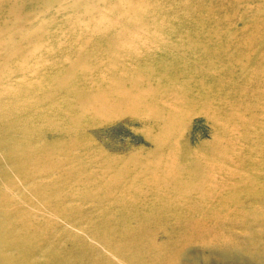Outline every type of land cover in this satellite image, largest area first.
<instances>
[{
	"label": "bare ground",
	"instance_id": "bare-ground-1",
	"mask_svg": "<svg viewBox=\"0 0 264 264\" xmlns=\"http://www.w3.org/2000/svg\"><path fill=\"white\" fill-rule=\"evenodd\" d=\"M14 1L16 0H0V38L5 39L0 41V49L9 52L10 60L19 58L23 62L20 66H15V70L7 77L0 79V264H45V261L52 259L53 264H57L60 259L59 227L63 223V235L67 237V234L71 236L76 232L74 241H83L82 246L92 254V264H183L175 255H179L182 248L179 246L181 239L166 238L162 242L156 241L160 230L169 225L165 221L167 217L174 218L181 227L180 230L188 228L187 221L190 220L191 223V218L183 220L178 217L177 221L170 215L173 213H192L205 227L217 223V228L213 230L225 234V239L222 236L215 243L207 240L204 235L210 234V227L207 231L197 233L195 242H209L199 244L204 251L203 255L214 254L229 264H264V91L259 86L253 87L244 77L237 75L236 71H231L233 66H215V61L221 55L211 52L215 47L209 41L210 36L206 44L202 45L198 37L183 35L177 24L166 25L161 15H151L150 20H154L152 22L156 28L153 27L155 31L150 36H146V32L142 33L139 29L141 35L135 29L137 35L129 34L130 28L125 22L122 23L125 27L119 22L121 29L115 30V24V31L109 33V27L107 30L103 29L96 22L91 31L92 36H89L91 34L88 31L80 33L79 37L87 40L89 36L91 41L98 39L101 42L99 48L83 45L82 47L89 46L88 51L73 48L63 50L58 44L59 35L54 27L47 23L41 24L42 21L32 22L30 15L25 14L26 11L21 12L15 7ZM29 1L22 0L26 6ZM81 1L85 0H79V3ZM135 1L139 3V7L145 4L144 0ZM149 1L146 0V3ZM172 1L164 0L170 4ZM116 2L106 0L105 4L112 10H120V2ZM129 3L133 6L128 2L127 10L132 7ZM137 5V9H134L136 12L140 10ZM125 10L124 8V12ZM62 14L64 15L63 12ZM146 17L139 13V17L136 19L135 16L132 20H140V26H149L145 21ZM125 20L127 23V19ZM100 22L105 21L101 19ZM131 24L134 28L133 23ZM195 24H198L196 20ZM174 36L178 38L175 39ZM40 44L41 47H38ZM22 45L25 46L24 49ZM104 48H109L110 51H107L106 56L100 54V58L117 65L123 74L119 72L118 76L112 71L114 75H110L109 79L106 75L101 79H94L92 86L97 87L96 89L89 88V85L84 88L74 84L71 80L76 75L80 80L89 78V75L85 77V71L79 65L90 63V54H99ZM33 52L38 53L37 64L32 61ZM73 56L75 59H72ZM120 56H127L130 61L123 60ZM143 59L149 62V69L145 67ZM97 62L100 64L98 60ZM49 69L55 75L45 76L44 72ZM127 70L134 74L128 77L125 74ZM197 81L215 87L216 108H213V103L201 87L199 92L204 95V100L197 103L201 105H197L196 99L191 97L193 83ZM142 95L146 100L131 99L132 96ZM72 98L74 101L78 98V101L73 103L70 101ZM194 104L197 110L195 107L190 111L180 110ZM150 107L153 111L147 115L146 110ZM82 108H88L91 111H86L89 115H72L79 114ZM99 108L111 111L106 113L107 118L128 115L138 127L146 128L149 125L148 129L152 130L148 133L155 140L157 151L163 150L165 144V141L162 144L157 139V127L159 133L164 132L171 138V142L167 144L169 156L163 159H168L173 154L175 161L180 164L173 170L166 171L161 182L148 176L147 179L150 178L156 186L151 191L150 198L145 186L141 184L135 192L124 185L122 190L125 195L123 192L120 195L115 194L120 192L118 186L129 175L136 183L145 178L143 170L129 168L134 163L144 165L146 161L142 159L134 158L133 164H125L124 175L114 181L110 180L104 187L103 193L109 192L110 197L100 194L101 191L94 193V184L91 188L64 185L61 179L64 174L61 170L69 169L67 166L75 160L71 150L64 152L62 158L56 162L49 161L40 170L32 171L28 166L30 159L39 154L29 150L28 144L42 141L32 136L34 129L39 128L44 136H52V140H56L54 134L57 139L70 135L67 139L71 140L72 146H82L83 141L86 149L93 140H83L89 137L83 133L81 126L87 122L94 123L97 113L101 114ZM192 109L202 113L216 127L215 145L201 144L185 149L187 142L191 141L184 138V134L176 136L178 131L175 129H178L176 126L179 123H183L184 127L181 133L191 126ZM101 120L106 121L101 118L96 122ZM155 120L161 122L152 125ZM181 138L187 141L185 150L179 146ZM106 157L109 158L108 155ZM111 159L112 162H108L110 167L124 161L116 156ZM14 175L21 180H29L28 183L32 185L27 186V182H13ZM67 176L75 175L69 172ZM37 178L51 179L50 183L32 182ZM87 178L88 181L92 179L91 176L80 177L81 181L76 182L86 181ZM21 188L25 192H31L32 196H21ZM47 191L51 195L49 203L45 201ZM136 193L139 197L130 199ZM117 207L122 212L116 214L118 211L113 210ZM44 211H49L52 218L45 216ZM95 219L97 220L94 222ZM208 220L211 221L208 223ZM80 233L88 238L91 236L97 246L88 243L85 236L79 237ZM45 246L53 253L47 251L45 256ZM197 256L192 252L185 255L186 260L188 259L186 263L199 264L195 259ZM212 263V258L207 257L205 264Z\"/></svg>",
	"mask_w": 264,
	"mask_h": 264
},
{
	"label": "rangeland",
	"instance_id": "rangeland-1",
	"mask_svg": "<svg viewBox=\"0 0 264 264\" xmlns=\"http://www.w3.org/2000/svg\"><path fill=\"white\" fill-rule=\"evenodd\" d=\"M58 1L59 0H30L28 5L26 6L24 2H22V0H16L14 1V5L16 8L20 9L21 12L26 11L25 14L30 15L29 19L32 22L42 21L41 24L44 23L46 25L47 23L50 24L51 27H54L56 33L59 35L58 44L60 45L61 49L63 48V50H65L66 48L67 49L73 48L75 50L78 49L79 51L80 50L88 51L89 46L91 47L94 46L95 48H99L101 42L98 39H92L91 41V38L89 37L92 36L91 31L92 29H94L96 22L100 23L103 26V29L107 30L109 27V29L107 30L109 33L119 29L122 25H124L122 23L125 22L126 26L127 27L129 26L130 28L129 34L133 33L132 35H137L135 32V30H137L138 35H141L142 33L146 32L144 34L146 36H150V34H153L155 31V29H153L155 25L152 22L154 20H150L152 17L151 15L152 14L161 15L162 20L166 25H168V23H171V25L177 24L179 27V31L183 32V35L186 36V34H188L190 37L193 38L198 37V40L199 39L201 40V42L200 40L199 42L202 45L206 44L208 36H210L209 41L215 47V49L212 50L211 52H216L221 55V58L215 61V66L218 65L233 66L234 68L231 71H236L237 75L240 74V76L244 77L249 83L253 85V87L259 86L258 88L261 89V91H264V0H173L171 4L164 2V0H161V2L160 0H154V1L150 0L149 3L147 4L146 0L144 1L142 0L143 2H145V4L141 5L140 7H139V3H136V1L134 2V0L132 1L126 0L127 2L123 0L125 5L120 0H117V2L116 0H113L116 3H118V1L120 2L118 3L122 8V9L120 8V10H118L119 8L118 9L114 8L115 10L114 9L112 10V8L110 9V7L106 6L107 4H105L106 0H87V1L85 0V1H81V3H79V0L78 1L62 0L64 3L66 2L65 4L61 1L59 2ZM128 2H131L133 6L135 4L136 5L138 4L137 5L139 7L138 9L140 10L142 9L141 10L142 12L140 10L136 12L135 11L137 9L136 5L133 7L130 3L129 5L132 6L133 8L129 6L130 10H127ZM83 3L87 6H85ZM150 3L152 6H150ZM57 4L59 7L57 6ZM76 4L77 6L75 7ZM146 4L147 7H145ZM52 6L55 7L51 8ZM123 6L126 9L125 10L126 13L124 12ZM87 7L94 9L88 10ZM144 9L145 11L143 12ZM59 10L62 11L64 15L62 14V12H59ZM127 12H129L130 14L128 15ZM131 12L133 15L131 14ZM135 13H138V15H135ZM139 13L143 14L144 16H147L145 21L148 22L149 26L143 25L144 26L143 27L141 25L142 26L141 27L140 25H138L140 20L137 21L136 19L137 17H139ZM43 15H45V18ZM132 16L133 17L136 16V19L134 21L132 20L134 19ZM124 18L127 19L128 24L126 23V20ZM101 19H103V21L105 22L101 23L100 22ZM130 19H131V23H133L134 25V28H132L133 26H131L132 24L130 23ZM194 19L198 22V24H195ZM109 21H110V25H109ZM200 21H203V23H200ZM119 22H121L122 25ZM204 23H206V26H204ZM115 24H117L118 26ZM114 25L116 29L114 28ZM122 27H125V25ZM18 28H20V26ZM145 28L149 30V32H147ZM154 28H156V26ZM217 28H219V30ZM138 29L142 30L141 34L140 32H138L139 31ZM88 31L91 35L88 36L87 40L79 37L80 33L82 32L86 33ZM173 38L177 39L178 37L174 36ZM4 40L5 39L0 38V41H4ZM83 45L84 46L89 45V46L82 47ZM24 47L25 46L22 45L23 49ZM38 47H41V44ZM107 51H110V49L104 48L102 51L99 52V54H90V58L92 61L90 63L86 62V64L79 65V67H82V70L85 71L86 74L85 77L89 75L88 79L80 80V78L77 79L78 75H76L72 78L71 81L74 82V84L79 85L81 87L84 86V88L88 87L89 85V88L96 89L97 87L92 86L94 85L93 82L94 79L95 80L101 79V77L105 75L108 76L109 79L110 75L112 76L114 75L112 71L116 72V74L120 76L119 72H121L122 70L118 69L117 65H115L114 63L109 64L103 58H100V54L106 56L108 54ZM60 52H62V50ZM8 55L9 52L0 49V79H4L5 77H7V75H9L11 71L15 70L16 68L15 66L17 65L20 66V64H23V62L19 58H13L12 60H10V57H8ZM32 55H34V57H32V61L35 64H37L36 62L39 61L38 53L33 52ZM120 57L123 60L130 61L127 56H120ZM72 59H75L74 56L72 57ZM97 60L100 62V64H98ZM143 61L145 67L149 69L150 66L149 62L146 59H143ZM155 66L157 67V65ZM121 73L123 74V72ZM44 74L45 76L55 75L54 73L53 74L50 73V69L45 71ZM125 74L128 77H130L134 73L131 70H127L125 71ZM199 82L197 81L193 83L194 89H192L191 97H194V99H196V104L198 103V101L202 103V100H204V95L202 94V92H199L200 90L199 87H201L203 90L206 91L207 98H210L211 103H213V108H216L217 91L215 87L208 83H202L201 81ZM112 88H115V86H113ZM256 94L260 96L262 95L260 92H256ZM262 96L264 97V94ZM131 99L135 101L146 100L145 96L143 95L140 97L132 96ZM260 99L263 101V98ZM70 101L76 103L78 101V98L75 101L72 98V100ZM201 103L197 105L200 106ZM192 107L196 108V105L194 104L193 106L184 107L181 108L180 110L190 111ZM99 109L101 114L97 113L96 115L97 118H95L94 123L87 122L83 126H81L83 128L82 130L83 133L87 134L89 137V139L84 138L83 140L85 142H89L91 139L93 140V143L88 147H86V149L84 148L83 141L81 142L82 146H78L76 148L75 146L77 145L72 146L71 140L67 139L69 138L68 136L70 135H66L67 137H61L57 139V135L54 134L56 140L54 138H53L54 140H52V136L50 138L44 136V134L41 132L39 128L34 129L32 132V136H34L36 140L41 139L42 141L39 143L30 142L31 144L30 145L28 144L27 148L29 150H31L32 152H39V154L34 155L30 159V161L28 162V166L32 169V171L40 170L42 168H45L49 164V161L56 162L58 159L62 158L64 152L71 150V153L73 154L74 159L77 160V162H74L75 161L74 160L73 163L67 166V168L70 167L69 169L61 170L62 173L64 174V176L61 178L64 185L75 188H82L85 186L91 188V186L94 184L95 186L94 193L101 191L100 194L104 196L107 195L110 197L109 192H107L106 194L103 193L104 187L110 182V180L113 179L114 181V179H116L117 177L124 175V171L126 169V167H124L125 164H133L134 161H132V159L134 158L142 159L146 161L144 162V165L139 163L135 165L134 163L133 166L130 165L129 168L133 169L135 167L138 170H143L144 173L146 174L145 178L139 180V182L136 183L133 182V180H131V177L129 175L128 176L129 178L125 182H121L120 183L121 186H118V190L120 192H116L115 194L120 195L123 192V195H125L124 190H122L124 185H127L130 191L135 192L137 191V187L141 184L145 186V190L147 191V195L149 196L148 198H150V195H152L151 191L152 190L154 191L156 187L154 186V183L151 181L150 178L154 177L157 181L161 182L162 175L166 173V171H171L175 168V166H177V164H180L175 161V157H174L175 155L173 154H171L172 156L170 155L168 159H163L169 156L168 154L170 150L168 149L167 144L171 142V138L168 135H166L164 132L162 134L159 133L160 132L159 127H157V131H156L157 139L162 144H164L165 141L163 150L157 151L156 150L157 144L153 139V137H151V135L148 133V131L150 130L148 129L150 128L149 125L146 128L138 127L135 123H133L130 120L128 115H125L124 117L112 116L111 118H107L108 115H106V113L111 111H109L107 108H99ZM86 111L91 112L88 108L85 110H83L82 108V111L79 114L72 113V115L75 117H84L83 115H89V113H87ZM152 111L153 109H151V107L148 108L146 110V112L148 113L147 115H150ZM202 115H203L202 113H199L195 111V109H192L191 117H190L192 123L190 124L191 126L188 129L184 130V133H181V131H183L184 129V127H182L183 123H179L176 126V128H178L175 129L176 131H178L176 132V136L184 134L185 135L184 138L191 141L189 143L187 141H183V138H181L182 141L179 143V146L182 149L185 148L186 142H187V146L185 149L192 146H194L195 148L197 145H201V144L215 145L217 138L216 127L212 122L208 121ZM101 118L106 119V121L101 120L96 122ZM160 122L161 121L159 120H155L152 125L159 124ZM138 124L141 125V123ZM176 145L178 144L176 143ZM46 152L48 154H45ZM107 155L109 156V158L106 157ZM161 155L162 158H160ZM115 156L121 157V160H124L126 163L124 161L120 163L121 162L120 161L116 163V165L114 164L116 167H113L114 165L112 167L108 166V162H112L111 158ZM146 164H151V165L146 166ZM69 172L71 174L74 173L75 176H67ZM119 172H121L122 174H118ZM88 176H91L92 179L88 181L87 178L86 180L88 181L87 183H83L86 181L76 182L77 180H80V177H88ZM148 176L150 177L149 179H147ZM43 179L37 178L32 182L47 181V183H50L49 181L51 178L46 180ZM15 181L27 182V186L32 185L31 183H28L30 182L29 180L28 181H26L25 179L21 180V178L16 177L14 175L13 182ZM144 182L146 183L144 184ZM148 182L149 185H147ZM20 191L23 193L20 194L23 197L27 198L28 196L29 197L32 196L31 192H25L23 191V188H21ZM54 191L55 189L52 190L51 193L53 194ZM50 196L51 195H49L47 191V195H45V201L48 203L50 202ZM135 197H139V194L136 193L135 196L131 197L130 199H134ZM104 198L105 197H103V199ZM158 208L161 209L160 206ZM113 211H118L116 213L118 214L122 212V209L117 207L114 208ZM99 212L100 211H98V213ZM44 215L52 218V214L49 211H44ZM170 215H173L177 221L179 220L178 217L183 220L187 217L191 218V223L190 220H188L187 224L192 227L188 226L187 229L182 227L183 229L180 230L181 227L177 225L176 221H174V218L167 217L168 219L166 218L165 221L169 222V225L164 227L162 230H160V234H159L160 236L156 238L157 242L165 241L166 238H169V240L181 239L179 242V246L182 248H180L179 255L177 253L175 254L179 262L181 263L183 262V264H187L186 262H188L187 261L188 259L186 260L185 255L187 256V254L192 252L194 256L198 255L195 259L199 262V264H205L207 257L212 258L213 260L212 264H229L220 260V258L215 257L214 254L211 255L210 253H206L204 255L202 254L204 251L201 250L199 244H207L209 242H205V243L199 242V244L195 242L197 240V233H199L200 231H207L209 227H210L209 230L210 234L204 233L207 240H212L216 243L217 239H222V238L225 239L224 237L225 234L218 233L213 230V228L215 229L217 228V223L216 225L211 224L209 225V227H205L204 223L192 213L190 214L173 213ZM87 216H89V214ZM96 220L97 219H95L94 222ZM209 221L211 220H208V223ZM174 225L176 227L173 228L172 226ZM64 226L65 223H63L59 227L60 248L58 250V254L60 256V259H58L57 264H89V263L92 264L90 261L92 254L87 248H84L82 246L83 241L81 240L74 241L73 237L77 234L76 232H73L74 230L72 229H69L73 232L71 236H69L68 234L67 237L63 235L62 230L64 228L62 230L61 228ZM84 236H85L84 233L83 234L80 233L79 237H84ZM201 237L202 235H200V238ZM85 238L86 240L88 239L87 240L88 243L97 246L95 244L96 242H93L94 239L93 238L91 239V236H89V238L85 236ZM174 248H176V246ZM47 251L50 254L53 253V251L50 248L45 246V256L47 255ZM86 256H88L89 258ZM62 257L63 259H61ZM181 259L183 260L181 261ZM40 261L42 262V260ZM53 263H54V259L50 261H45V264H53Z\"/></svg>",
	"mask_w": 264,
	"mask_h": 264
}]
</instances>
